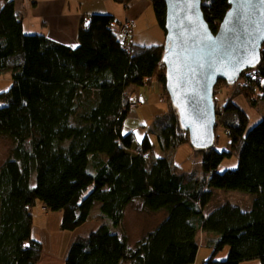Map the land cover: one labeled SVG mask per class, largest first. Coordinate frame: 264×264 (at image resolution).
<instances>
[{"label": "trees", "instance_id": "16d2710c", "mask_svg": "<svg viewBox=\"0 0 264 264\" xmlns=\"http://www.w3.org/2000/svg\"><path fill=\"white\" fill-rule=\"evenodd\" d=\"M3 1L0 76L10 72L12 86L0 92V138L11 140L13 148L0 167V264L39 263V206L60 213L63 232L92 218L100 223L73 241L65 264H194L205 232L212 255L204 264H264V118L249 129L248 114L232 97L222 109L226 150L194 149L203 154L202 172H184L168 155L191 146L172 105L170 115L154 118L142 142L123 131L133 111L128 90L157 83L166 93L164 46L134 44L131 31L126 50L123 23L111 14H91L80 23L78 45L68 47L27 34L15 0ZM228 1L202 0L214 33L230 9ZM151 3L165 32L166 4ZM253 74H242L236 95L257 109L264 103V48ZM152 137L164 157L155 155ZM234 156L237 168L218 172ZM213 188L247 192L252 204L244 210L226 202L205 213ZM135 203L164 218L131 245L117 232ZM225 247L227 260H217Z\"/></svg>", "mask_w": 264, "mask_h": 264}, {"label": "rangeland", "instance_id": "374dc122", "mask_svg": "<svg viewBox=\"0 0 264 264\" xmlns=\"http://www.w3.org/2000/svg\"><path fill=\"white\" fill-rule=\"evenodd\" d=\"M17 11L21 12L27 23L25 32L30 35L36 33L45 34L47 37H53L59 42L73 43L70 39L76 28L77 24L75 22L76 16L78 13H88L91 14H116L117 19H122L126 14V5H131L137 0H132L128 3H120L115 0H16ZM38 3V5H35ZM20 4V5H19ZM150 7L144 13V16L147 18L146 28L143 24H140V31L137 26H135L134 32L141 34V38H146L150 41L147 43H152L155 41H161L165 44V33L162 28L159 26L154 11L152 3ZM20 9V10H19ZM82 9V12H81ZM127 22V21H125ZM47 23V24H45ZM132 27V32H133ZM65 30V31H64ZM146 32L148 34H146ZM77 33V30H76ZM132 34V33H131ZM40 35V34H38ZM160 37L161 40H155ZM77 38V35H76ZM76 40V39H75ZM264 45L262 47V50ZM259 67V66H258ZM256 67L255 69H258ZM253 70V69H249ZM248 71V70H247ZM246 72V71H245ZM252 73V71H250ZM242 75L239 80L232 86L228 85L224 81H220L216 86L215 94V104L217 111V125H216V144L215 149L222 152L226 150L228 143V136L222 127V117H223V106L234 97V102L242 110H244L249 118V129L253 128L257 123H259L264 118V103H259L258 108H252L249 106L247 99L244 96L236 95V93L242 88L241 87ZM228 86H227V85ZM12 86L11 73H5L0 76V92H5L10 89ZM159 85L154 83L150 86H144L139 88L143 92H147L146 97L152 98L151 100L158 101L153 105V110L156 116L163 118L171 114L170 105L171 101L169 96L166 93L160 96L158 91ZM139 90L130 89L127 94L130 97V107L133 109L131 115L126 120L124 124L123 131L125 133L133 132L136 135V141L142 142L145 136L147 135L148 129L152 126V122L147 119L141 111L135 110L138 109L141 105L139 100ZM160 101V102H159ZM155 116V117H156ZM153 144L155 145V155L157 157H164V153L160 150L157 140L155 137H152ZM137 144V143H136ZM13 148V142L7 138H0V167L3 163L11 156V151ZM169 157L173 159L174 163L179 166L180 169L184 172H194L197 175H200L202 172V163H203V154L196 152L190 146L188 148L181 147L176 151H172L169 154ZM239 163L238 157L234 156L230 159L224 160L218 167V172L223 173L227 170H234L237 168ZM35 180V179H34ZM253 195L243 192V191H234V190H225V189H212V199L210 203L205 208V213H209L217 207H220L226 202H231L240 206L242 209L247 210L252 204ZM36 208L34 213L36 218L39 216L41 210ZM44 210V209H43ZM95 210H98L96 206ZM45 212V211H44ZM49 215V212H46ZM164 218V213H150L147 210H142L139 204L135 203L131 205L127 211V219L125 225L117 234L122 237L123 234H126L129 238L131 245L138 243L142 240L147 233L152 231L157 225L158 222ZM161 222V221H160ZM159 222V223H160ZM99 221L92 218L77 230L73 232H65V242H69L70 239H77L78 237H85L89 235L94 229L99 226ZM35 236L38 240L43 243L44 253L49 252L47 244H44V239L46 232L44 231V226L37 223L35 224ZM49 227H52V233H55V229L61 231V216L59 214L52 215V219L49 220ZM51 231V229H50ZM205 238L202 240L201 233L199 234L200 240V251L197 257L198 264H202L201 261H206L212 255V250L208 248L209 232L203 233ZM203 236V235H202ZM72 241V240H71ZM229 248L225 247L224 250L218 253L216 259L219 261H225L228 258ZM196 262V264H197ZM254 264H258L255 262Z\"/></svg>", "mask_w": 264, "mask_h": 264}, {"label": "water", "instance_id": "95a60500", "mask_svg": "<svg viewBox=\"0 0 264 264\" xmlns=\"http://www.w3.org/2000/svg\"><path fill=\"white\" fill-rule=\"evenodd\" d=\"M154 2L156 0H149ZM166 4V91L181 128L197 151L215 149V88L234 85L261 63L264 0H229V11L214 33L202 0H162Z\"/></svg>", "mask_w": 264, "mask_h": 264}, {"label": "crops", "instance_id": "0c3cea01", "mask_svg": "<svg viewBox=\"0 0 264 264\" xmlns=\"http://www.w3.org/2000/svg\"><path fill=\"white\" fill-rule=\"evenodd\" d=\"M16 2L17 1L15 0L16 12L22 18V20L24 22V29L26 30V27H27V23L25 21L26 19L20 11L19 12L17 11L18 2H17V4H16ZM150 3H151V1H149V0H137L134 3H132L131 5L126 6V9H127L126 14L124 15V17L122 19H117L116 14H111V15H113L120 23H124L125 21L133 22L134 28H133V32L131 34L132 43L142 45V46H164L165 44H163L161 41L160 42L155 41V42H152L150 44L147 43L150 41H143V40H148V39L141 38V34L139 33L140 24H143V26L145 28L147 26V24H145V23H147V18L144 16V13L150 7V5H151ZM35 5H38V3H36ZM3 6H4V1L0 0V11L2 10ZM81 12H82V9H81ZM87 15H88V13H85V14L78 13V15L76 16L75 22L77 24V28H76L77 33L75 30L74 34L72 36H70L71 37L70 40L72 42H74L75 45H73V43L59 42L55 38H53V37L49 38L45 34H42L39 32L36 34L45 35L50 40L58 42V43L63 44V45H66L68 47H72V48L76 47L78 45V42H79L78 41V33H79L80 23H81L83 17L87 16ZM45 24H47V23H45ZM135 26H137L139 29V31L136 33L134 32ZM146 34H148V33L146 32ZM76 35H77V38H76ZM155 40H161V39H160V37H158ZM157 85H159V84H157ZM132 89H138L139 90V88H136V87H134ZM158 91L161 93L160 96H162L163 95L162 94V92H163L162 86L159 85ZM146 95H147V92H144V94H143L142 90L141 91L139 90V100L141 101L142 106H140L136 110L141 111L143 113V115H145L147 117V119L150 120V123H151V122H153L154 118L157 117L154 113L153 105L155 103H158V101L151 100L152 98L149 99L146 97ZM183 147L188 148L189 146L186 145ZM39 209L41 210V212L37 218H36V215L34 213V221L36 224V219H37V223L44 226V231L46 232V235H45L46 239H44V244H47L50 253L49 252L44 253V255L42 256V258L38 264H65L66 254H67L71 244L73 243V241L75 239L74 240L70 239L68 244H67V242H65V238H64L65 232L58 231L57 230L58 228H57L54 230L55 233H52V227H49V220L52 219V215H56V214L60 215V213H49V215H47L46 212H44V210L41 207ZM162 219L163 218H161L160 221H162ZM159 222H158V224H159ZM50 229H51V231H50ZM198 259H199V257H198ZM196 262H197V260H196ZM196 262L194 264H196ZM201 262H203L202 264H204V260ZM197 264H198V262H197Z\"/></svg>", "mask_w": 264, "mask_h": 264}, {"label": "built area", "instance_id": "2783aa9c", "mask_svg": "<svg viewBox=\"0 0 264 264\" xmlns=\"http://www.w3.org/2000/svg\"><path fill=\"white\" fill-rule=\"evenodd\" d=\"M132 27H134L133 22H131V21H127V22H124V23H123V26H122V28H121V33H122V37H123V40H124L122 46H123V48L126 49V50H129V48H130V46H131L130 42L127 40V37H128V35H129V33H131V31H132V30H131ZM250 71H252L251 75H254V74H253V73H254V69H253V70H250Z\"/></svg>", "mask_w": 264, "mask_h": 264}]
</instances>
